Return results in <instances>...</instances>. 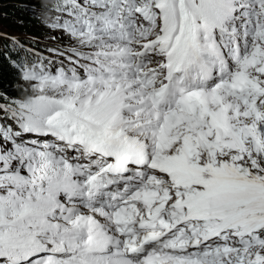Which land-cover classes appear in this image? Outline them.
<instances>
[{
	"label": "snow or ice",
	"instance_id": "1",
	"mask_svg": "<svg viewBox=\"0 0 264 264\" xmlns=\"http://www.w3.org/2000/svg\"><path fill=\"white\" fill-rule=\"evenodd\" d=\"M60 60L0 103V264H264V0H55Z\"/></svg>",
	"mask_w": 264,
	"mask_h": 264
},
{
	"label": "trees",
	"instance_id": "2",
	"mask_svg": "<svg viewBox=\"0 0 264 264\" xmlns=\"http://www.w3.org/2000/svg\"><path fill=\"white\" fill-rule=\"evenodd\" d=\"M24 4H39L40 0H23ZM22 2V3H23ZM1 10V8H0ZM26 23L24 26H15V32H21L25 34L26 42L32 43L33 47L37 45L36 37L41 38V35H44L43 32L38 31V28L31 27L30 24L37 23L35 19L25 17ZM0 24L3 25L4 21L0 19ZM2 31L7 33H11L12 31L2 27ZM62 38H65L62 34L58 36V40L62 41ZM5 42L2 44L0 41V94L2 96H10L14 98H19L25 95V89L27 88V84H25L17 73L16 69L13 67V64L10 61V58L4 54L2 48L4 47ZM9 46V45H7ZM30 53V54H29ZM33 54L27 50L22 53V48L20 47L17 51V56L23 58L27 56H32Z\"/></svg>",
	"mask_w": 264,
	"mask_h": 264
},
{
	"label": "rangeland",
	"instance_id": "3",
	"mask_svg": "<svg viewBox=\"0 0 264 264\" xmlns=\"http://www.w3.org/2000/svg\"><path fill=\"white\" fill-rule=\"evenodd\" d=\"M23 0H0V19H2L4 21V24L1 25L0 24V28L2 29V27H5L6 29H9L11 31L15 30V26H24L26 23L25 17L26 15L21 11V9H26L28 7L29 4H24ZM31 27H36L38 28V31L43 32V37L44 38H51V39H47L48 42L50 43H54L56 42V39L59 35H61L62 33L57 31V30H53L50 29L47 25H45L44 23L41 22H37V24L32 23L30 24ZM20 36V35H19ZM21 38L25 39V35L23 34L22 36H20ZM41 39V41L44 44V49H38L37 50V56L35 59H38L41 57L42 54L45 53V40ZM67 38V37H66ZM63 41H61L59 49L63 50L67 47V42L64 40V38H62ZM30 46V44L28 45ZM56 58L58 60L63 59L62 57H58L56 55Z\"/></svg>",
	"mask_w": 264,
	"mask_h": 264
},
{
	"label": "bare ground",
	"instance_id": "4",
	"mask_svg": "<svg viewBox=\"0 0 264 264\" xmlns=\"http://www.w3.org/2000/svg\"><path fill=\"white\" fill-rule=\"evenodd\" d=\"M3 32H5V31H3ZM5 33H7V32H5ZM9 34V33H8ZM22 40H23V38H22ZM37 41V40H36ZM23 42L25 43V45H29L30 44V46H28L29 48H32L33 47V45H32V43H29V42H26V41H24L23 40ZM30 54V53H29ZM20 57V56H19ZM21 58V57H20ZM35 60H37V59H35V57H34V55H32V56H27V57H23L22 58V61H35Z\"/></svg>",
	"mask_w": 264,
	"mask_h": 264
}]
</instances>
